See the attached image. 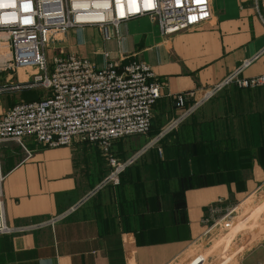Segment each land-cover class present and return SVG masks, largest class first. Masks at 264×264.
<instances>
[{"label":"crops","instance_id":"1","mask_svg":"<svg viewBox=\"0 0 264 264\" xmlns=\"http://www.w3.org/2000/svg\"><path fill=\"white\" fill-rule=\"evenodd\" d=\"M212 11L210 22L171 38L142 17L106 31L73 29L50 44L54 55L64 47L97 69L111 61L120 68L144 62L163 84L162 98L150 133L120 139L109 151L86 142L49 149L34 138L25 139V149L13 141L0 144L11 229L0 234V264H174L214 231L216 239L185 264H209L215 255V264H264V87L226 86L159 136L182 116L178 94H192L188 107L201 102L246 62L241 78L264 75V6L214 0ZM5 74L0 88L28 78L27 71ZM43 93L49 95L34 88L0 97L34 102L47 95L30 98ZM2 100L0 118L18 103L8 99L3 109ZM112 158L133 162L119 184L103 185ZM253 196L263 200L221 231L222 213Z\"/></svg>","mask_w":264,"mask_h":264},{"label":"built area","instance_id":"2","mask_svg":"<svg viewBox=\"0 0 264 264\" xmlns=\"http://www.w3.org/2000/svg\"><path fill=\"white\" fill-rule=\"evenodd\" d=\"M214 0H0V74L26 72L18 85H5L0 93L39 88L49 92L40 101H20L0 118V144L16 142L24 148L34 138L44 148L72 147L93 143L105 151L120 139L148 135L153 108L162 98L161 84L151 66L131 62L120 68L109 62L97 69L88 60L56 47L53 70L49 68L47 46L61 41V34L73 29L110 26L148 17L165 38L177 36L210 22ZM256 8L264 0H254ZM109 57V55H106ZM238 68L222 83L207 90L204 99L187 106L192 94L175 96L182 116L161 132L174 130L186 117L229 85L239 88L264 87V75L245 79ZM25 149V148H24ZM28 153V152H27ZM30 154V153H29ZM127 164L111 159L112 174L103 185L119 184ZM0 168V234H7Z\"/></svg>","mask_w":264,"mask_h":264},{"label":"rangeland","instance_id":"3","mask_svg":"<svg viewBox=\"0 0 264 264\" xmlns=\"http://www.w3.org/2000/svg\"><path fill=\"white\" fill-rule=\"evenodd\" d=\"M46 54H47V57H48V61H49V68H50V70L52 71L53 70V58H54V52H53V46H50V45H48L47 46V49H46ZM6 74L4 73V74H0V77H1V79L5 76ZM47 92V91H46ZM47 94H42V95H39V96H36V97H34V98H30V100L31 99H40L41 97H43V96H46ZM0 98H2L3 100H4V102H3V100H2V104H4V107H3V109H5V108H7V107H9L10 106V104H9V100H10V102H11V106L12 105H14L15 103H19L21 100H22V97H20V98H14V97H11V98H8V97H5V95L4 96H1ZM9 99V100H8ZM25 99V98H24ZM15 101V102H14ZM15 105H17V104H15ZM14 105V106H15ZM14 106H12V107H14ZM12 107H10L9 109H11ZM8 109V110H9ZM7 110V111H8ZM259 197H255V196H253L252 198H249L248 200H246V202H244L243 204H241L240 206H236V208H232L231 210H229V211H225V212H223L222 213V216H221V218H220V220L219 221H223V219H225L223 222H225V224H223L224 226H226V227H224L221 231H223L224 229V231L223 232H225L226 230H228L229 228H231L235 223H236V221H239L240 219H241V217H243V216H246L249 212H251V210L260 202V201H262L260 198L258 199ZM262 220H264V217L262 218ZM219 221H218V223H219ZM217 223V224H218ZM216 224V225H217ZM213 229V228H212ZM211 229V230H212ZM221 231H219L218 233H217V235H216V237L218 238L220 235H222V233L223 232H221ZM214 232H216V231H214ZM214 232L213 233H208L206 236H204L201 240H198V242H196L195 244H194V246H192L190 249H189V251L187 252V254L185 255V256H183L179 261H177L176 263H174V264H185L187 261H188V256L189 255H193V256H195V255H198L201 251H203L206 247H208L209 246V244L211 243V242H213L216 238L213 236V234H214ZM247 234L245 233V234H242V236L241 237H238V239L235 241V243L233 244V250L235 249H238L239 247H240V245L242 244V241H244V239H245V236H246ZM217 258H218V255L216 256L215 255V257H212L211 259V261L209 262V264H215L216 263V260H217ZM189 261H190V259H189ZM188 263V262H187ZM233 263H235V262H233Z\"/></svg>","mask_w":264,"mask_h":264}]
</instances>
